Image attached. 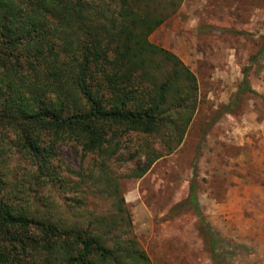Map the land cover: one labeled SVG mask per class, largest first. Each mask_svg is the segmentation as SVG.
Returning <instances> with one entry per match:
<instances>
[{
	"label": "rangeland",
	"instance_id": "obj_1",
	"mask_svg": "<svg viewBox=\"0 0 264 264\" xmlns=\"http://www.w3.org/2000/svg\"><path fill=\"white\" fill-rule=\"evenodd\" d=\"M80 1L100 21L119 8L118 0ZM152 7L168 16L148 41L196 80L180 145L166 155L176 138L167 140L166 124L146 137L124 134L110 159L58 141L47 174L4 122L0 201L60 229L88 230L110 249L134 243L151 264H264V0H156ZM244 72L251 91L240 90ZM145 146L160 157L134 178ZM192 186L199 213L188 202Z\"/></svg>",
	"mask_w": 264,
	"mask_h": 264
},
{
	"label": "trees",
	"instance_id": "obj_2",
	"mask_svg": "<svg viewBox=\"0 0 264 264\" xmlns=\"http://www.w3.org/2000/svg\"><path fill=\"white\" fill-rule=\"evenodd\" d=\"M118 2L115 17L100 21L80 0H0V127L11 126L39 172L48 174L58 141L73 140L107 159L127 133L146 137L169 125L167 140L176 138L166 155L182 141L195 107V77L148 41L168 15L152 7L156 0ZM240 90L251 91L246 72ZM159 157L145 146L132 177H142ZM188 202L199 213L193 186ZM14 212L0 201V264H151L134 243L110 249L88 230Z\"/></svg>",
	"mask_w": 264,
	"mask_h": 264
}]
</instances>
